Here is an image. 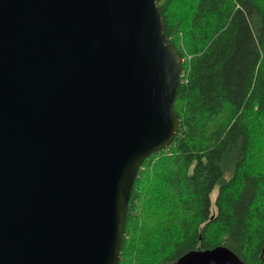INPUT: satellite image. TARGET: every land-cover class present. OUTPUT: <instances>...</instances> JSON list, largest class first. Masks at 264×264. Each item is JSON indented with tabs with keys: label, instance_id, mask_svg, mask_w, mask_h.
<instances>
[{
	"label": "water",
	"instance_id": "obj_1",
	"mask_svg": "<svg viewBox=\"0 0 264 264\" xmlns=\"http://www.w3.org/2000/svg\"><path fill=\"white\" fill-rule=\"evenodd\" d=\"M179 71L157 0H0V264H118ZM169 264L243 263L217 246Z\"/></svg>",
	"mask_w": 264,
	"mask_h": 264
},
{
	"label": "trees",
	"instance_id": "obj_2",
	"mask_svg": "<svg viewBox=\"0 0 264 264\" xmlns=\"http://www.w3.org/2000/svg\"><path fill=\"white\" fill-rule=\"evenodd\" d=\"M157 4L180 59L178 126L139 166L118 264L217 246L264 264V0Z\"/></svg>",
	"mask_w": 264,
	"mask_h": 264
},
{
	"label": "rangeland",
	"instance_id": "obj_3",
	"mask_svg": "<svg viewBox=\"0 0 264 264\" xmlns=\"http://www.w3.org/2000/svg\"><path fill=\"white\" fill-rule=\"evenodd\" d=\"M215 193H216V189H213V191L211 192V199H213L214 198V196H215Z\"/></svg>",
	"mask_w": 264,
	"mask_h": 264
},
{
	"label": "built area",
	"instance_id": "obj_4",
	"mask_svg": "<svg viewBox=\"0 0 264 264\" xmlns=\"http://www.w3.org/2000/svg\"><path fill=\"white\" fill-rule=\"evenodd\" d=\"M190 56L189 55H187V58H189Z\"/></svg>",
	"mask_w": 264,
	"mask_h": 264
}]
</instances>
